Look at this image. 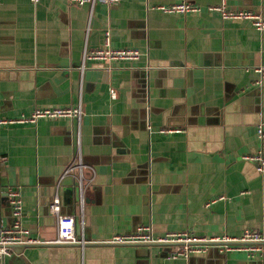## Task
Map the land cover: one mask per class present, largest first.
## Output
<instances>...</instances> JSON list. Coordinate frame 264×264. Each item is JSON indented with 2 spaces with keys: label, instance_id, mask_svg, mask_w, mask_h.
<instances>
[{
  "label": "crops",
  "instance_id": "0c3cea01",
  "mask_svg": "<svg viewBox=\"0 0 264 264\" xmlns=\"http://www.w3.org/2000/svg\"><path fill=\"white\" fill-rule=\"evenodd\" d=\"M181 3L198 10L159 8ZM216 6L264 18V0H98L92 8L0 0V118L78 103L83 112L79 124L0 126V227L12 223L2 192L19 190L29 236L54 240L48 205L58 193L85 241L81 253L10 248L0 264H264V254L214 246L191 263L190 256L169 259L167 246L106 242L141 226L154 235L229 238L254 228L264 237V174L243 159L261 145L264 80L255 82L264 70V30L222 18ZM106 31L112 47L137 49L139 57L84 60V51L103 46ZM168 129L178 131L162 132ZM78 153L88 190L82 211L75 172L64 174Z\"/></svg>",
  "mask_w": 264,
  "mask_h": 264
},
{
  "label": "built area",
  "instance_id": "2783aa9c",
  "mask_svg": "<svg viewBox=\"0 0 264 264\" xmlns=\"http://www.w3.org/2000/svg\"><path fill=\"white\" fill-rule=\"evenodd\" d=\"M31 3L36 4L40 0H29ZM76 6L89 5L91 8L98 0H68ZM106 5L110 6L117 3L119 0H100ZM161 10L166 12H194L198 9L186 3L174 4L171 6H160ZM214 11L220 12L224 19H247L250 20L252 26L259 31L264 30V18L258 14L249 11H233L227 10L223 6H216L211 8ZM139 57V51L134 48H114L110 45L109 32L106 31L104 35V44L101 48H95L84 51V60L98 61V62H112V61H130ZM259 78L255 84L264 80V70L258 69ZM110 97L113 99L115 94L110 89ZM81 104L78 103L70 107H37L28 114H21L14 118H0V126L14 123H27L35 124L40 119L58 120V119H71L77 124L80 123L82 118ZM176 132L177 129L162 130V132ZM260 139V148L255 154H246L243 159L252 162L260 174H264V122L259 124L256 131ZM76 147L80 148V132L78 131L75 139ZM83 164L81 154L78 153V159L75 164L68 166L65 170V175L69 172H75V181L79 189V204L80 209H83L84 176ZM10 196V206L12 223L11 226L2 228L0 227V258L10 254V246L16 244H76L81 246L85 245L84 240H79L75 234L76 219L71 214H65L61 210V200L58 193H55L48 205V212L55 218L56 224V237L49 242L31 238L29 231L21 223L22 214V201L19 190L8 192ZM222 199V198H220ZM114 245H159L169 246L167 257L174 259L177 257L188 258L192 255H199L205 250L214 246L219 248L223 253L230 251H244L249 257L255 255L262 256L264 254V237L258 229H245L241 236L237 238H229L227 236L221 237H206L197 236L188 232H166L161 235H154L148 226L138 227L132 233H116L110 240L106 241Z\"/></svg>",
  "mask_w": 264,
  "mask_h": 264
},
{
  "label": "water",
  "instance_id": "95a60500",
  "mask_svg": "<svg viewBox=\"0 0 264 264\" xmlns=\"http://www.w3.org/2000/svg\"><path fill=\"white\" fill-rule=\"evenodd\" d=\"M85 188H86V186H85ZM88 192V190H86V189H84V195L86 194ZM3 194V196H7L8 195V192H6V193H4V192H2ZM21 194L23 193L22 191L20 192ZM79 195H80V193H79V189H78V187H76L75 188V196H76V201H78L79 202V200H80V198H79ZM68 200H69V197H68ZM71 201V200H70ZM36 245H40V246H44V247H49V248H51V247H56V248H75V247H78L79 248V250H80V253H81V246H80V244L79 243H76V244H36ZM35 244H16V245H11L10 246V248H20V249H24V248H26V247H32V246H36ZM85 246V245H84ZM169 247V246H168ZM19 249V250H20ZM166 256H167V254H166ZM189 261H191V263L194 261V260H197V259H206L205 258V256H203V257H194V255H192V256H190L189 258Z\"/></svg>",
  "mask_w": 264,
  "mask_h": 264
}]
</instances>
